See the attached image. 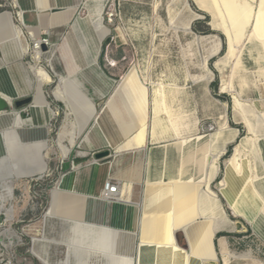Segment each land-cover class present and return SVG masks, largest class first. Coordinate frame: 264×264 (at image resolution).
Returning <instances> with one entry per match:
<instances>
[{"label":"rangeland","instance_id":"374dc122","mask_svg":"<svg viewBox=\"0 0 264 264\" xmlns=\"http://www.w3.org/2000/svg\"><path fill=\"white\" fill-rule=\"evenodd\" d=\"M85 1L87 0H83ZM105 1L99 17L108 29V33L100 44L98 43L101 39V31L97 29L95 31L92 26V22L96 19L93 20L94 17L89 9L82 4L73 12L70 24L58 30L61 37L57 36L51 41L52 45L61 44L51 63L47 58L40 60L39 65L52 79L51 83L43 86L45 99L55 113L50 120L44 119L46 125L48 123L49 133L46 138L48 144L45 146L42 143H35L24 146L20 144L19 139L17 140L16 134L8 132L6 136L7 146L12 153L11 162L18 165L23 172L20 178L8 180L7 185L11 188L15 187L16 195L27 187L26 192L29 197L26 219H34L35 238H40L43 234L49 241L54 242L55 245L50 251L54 263L73 264L79 253L80 244L95 248L97 238L94 230H98L97 228L80 229L75 225L76 227L74 226L72 230V225L69 226V223L63 224L55 219L43 225V218L49 208H53L54 189L59 187L65 174L73 172L74 165L84 168L93 162L103 165L113 161V158L109 157L97 159L95 154L106 151V146L111 148L106 136L110 134L114 138L112 140H116L114 131L118 134L122 129L119 123H124L127 128L130 127V130L133 127L125 99L116 89L122 78L133 72L134 78L143 87H147V102L142 103L141 108L138 102L136 104L133 101L134 98L137 101L133 90L129 88V85L122 84V87L127 86V89H124L126 94L124 96L127 97L136 114L139 115L142 112L143 115L150 117L153 103L157 101L162 122L167 126L171 120L179 129L181 137L208 135L210 138V154L206 158L207 166H205V176L208 180L202 188L207 190L206 193L210 196L219 198L221 207L216 212L211 203L206 201L207 208H210L208 219L212 220L216 230L213 241L216 260L207 264H264V189L261 186L257 189L256 193L262 206L259 216L256 215L253 218L251 216L254 212L251 213V210L256 207L254 205L252 207L249 199L250 191L247 190L249 182L255 185V182L264 180V79L257 77V74L263 70L255 73L256 76L252 74V77L241 72L242 63L236 60L241 61V55L238 49L230 46L221 15L206 13V0ZM19 11L20 7L15 5L14 0H0V14L10 13L13 24L22 29L29 43L24 62L28 63L27 67L30 69V66L35 65V53L33 54L31 50L30 35L25 34L19 22ZM111 12L114 17L108 19L107 15ZM25 21L28 22V17H25ZM70 32H77V37H71L68 40L66 36ZM3 33L4 31L0 35ZM246 36H248L247 33L245 38ZM64 38L68 42L66 45H64ZM243 40L239 41L237 48L240 49ZM92 57L96 58L91 65ZM218 65H221V69ZM214 67L221 72V76L215 73ZM30 74L33 76V72L30 71ZM222 74L225 76L224 80ZM60 84L63 89L66 88L65 103L56 100L52 94ZM228 84L238 94L241 105L237 110L233 104L234 93L221 92V87ZM97 92L102 93L99 98ZM96 99H98L97 102H95ZM110 99H113V105L110 104ZM163 107H166L169 114L162 113ZM12 110H15L14 107L7 112ZM42 113H44L43 110L35 114L39 120L43 118ZM31 114V110L26 107L20 116L28 119ZM121 115L123 119L118 122ZM235 122H242L244 125H237ZM1 125H3L2 122H0ZM234 127H238L242 136L235 143L233 141L238 130ZM75 134L77 137L72 146ZM247 137L255 141H246ZM24 138V134L20 133L21 141H24ZM40 140H45L44 133H37L35 136L34 141ZM100 141L104 142L103 146L93 147ZM241 143L244 149L240 148L238 153V146ZM88 144L92 148L84 149ZM227 144L229 145L225 149ZM63 145L70 147V152L65 157L61 152ZM183 155L185 158L181 161L186 160L187 156L190 157L185 164L191 165L198 160L197 156L193 158L194 154ZM216 155H218V161L211 162L212 156ZM125 158H127L128 166L126 174L117 170L118 166L111 172L115 175L117 173L116 176L109 173L94 174L92 172L90 174L88 172L79 179L80 183L64 188V191L94 194L100 186L102 189V184L110 177L114 178L113 182L132 178L133 163L129 162L133 160L132 154H127ZM24 166L30 168L29 171H37L35 174H29ZM43 166H46V169L41 172ZM2 170L0 169V180L9 177L6 176L7 172ZM144 170L143 163L141 181L140 183L135 181L136 184L132 189L131 200L135 204L141 201ZM201 176L200 173H194V179ZM234 186L237 189L243 188L238 196L237 207L232 196L236 193ZM2 187L0 183V189ZM254 187L256 188V185ZM220 191L229 205L220 196ZM64 202L66 201L62 200V203ZM93 203L91 199H87L83 203L81 201L78 206V200L71 199L67 207L64 205V208H61V212L65 211V215L73 217L77 215V218L85 221L84 224L99 223L101 217L98 216L100 213L98 209L105 213L106 206L99 202H95V205ZM18 207L24 208L25 203H19ZM112 207L114 209L108 211L109 213L106 212L107 217L103 216V218L107 221L110 218L112 226L121 227L122 231H126L129 228L128 218L123 211H117L116 206ZM120 211L122 215L124 214V220L121 222L123 224L120 223ZM55 212H57L56 207ZM97 217H99L98 221ZM72 223L74 224V221ZM27 224L28 222L23 225ZM43 229L44 232H42ZM176 237L179 245L184 244L186 249V241L181 230L176 232ZM115 238L111 241H117L118 251L123 245L126 247L125 238L119 236ZM88 259H90L89 264L102 263V259L98 256L90 258L89 253L85 252L81 254L80 264H85ZM30 260L33 264H43L33 257H30Z\"/></svg>","mask_w":264,"mask_h":264},{"label":"bare ground","instance_id":"6f19581e","mask_svg":"<svg viewBox=\"0 0 264 264\" xmlns=\"http://www.w3.org/2000/svg\"><path fill=\"white\" fill-rule=\"evenodd\" d=\"M213 1L217 7L219 14L222 17L223 26L229 38L230 46L236 50L238 49L237 51L241 55L240 49L236 47L237 44L239 43V41L245 38L246 33L249 32L248 37H251V34L255 35L256 32L251 30L249 26L251 11L248 9H250V5L243 2L242 0ZM14 2L18 8L20 7L18 18L20 24L22 25L21 13L25 8L20 4L19 0H14ZM105 3V0H87L85 2H83V0H37L35 7L40 11H43L45 9L62 10L52 14L48 18H41L42 26L43 28H45L62 24L69 25L71 22V16L77 6L84 4V6L89 9L92 17H94L93 20L96 19L94 22H92L94 30L97 29L98 31H101V39L98 43L100 44L103 37L108 33V29L103 25L102 19L101 17H99L105 6ZM69 5L71 6L66 7ZM2 31H4V33L3 35H0L1 48H3L4 50L6 49L7 51H11L13 50L12 48L16 46V49L19 52V57L24 56L28 53L29 43L23 35L22 29H20V27H16L13 24L10 13L0 14V33ZM29 35L31 39L37 37L33 35V33H29ZM75 36L77 37V32H70L67 35L68 40L71 37L75 38ZM255 38L257 39V37ZM258 40L259 39H257V42ZM261 40L262 39H260L259 42H263ZM60 46L61 44L52 45L51 49L48 52L35 50V65L30 66V69L27 68L29 74L30 71L33 72V76L30 74L31 77H29V83L27 82L26 84L28 86L26 92H31L32 88L34 91V101L29 106L32 112L31 117H28V119H23L20 116V111L16 112V110L0 113V122H2L3 124L0 126V159L2 158V160H0V169H3L2 171L7 172L6 176H9L8 178L1 179L0 183L1 186H3L4 190L8 191L9 193L12 192L13 188L7 185V181L13 178H20L23 172H21V169L18 165L16 166L11 162L12 153L7 146L6 136L8 132L16 134L17 140L19 139L20 144L24 146H30L35 143H42L45 146L48 144L46 140L49 133L47 126L48 123L46 125L44 119L47 118L48 120H50L51 117L55 115V113L53 110H51L49 103L45 99L43 86L44 84L51 83L52 79L50 75L39 65V63L42 58H47L49 63H51L57 51L60 49ZM260 48H262L264 51V44H262ZM248 51L251 56V49L248 48ZM95 58L96 57H92L91 65L94 64ZM237 61L241 62L239 61V59H237ZM252 61L255 64L256 62H258V60L254 59L253 57ZM1 64L2 63L0 61V71L6 70L3 64ZM218 67L221 69V65H218ZM257 77L264 79V71L257 74ZM222 79H225V76L223 74ZM123 83H125L127 86L129 85V88L133 90L131 91L134 92L133 94H135L137 98V101L135 98L133 101L136 104L138 102L139 107L142 108L141 104H146L147 102V87H143L140 82L136 78H134L133 72L125 75L122 78V81L116 86L117 91H119L125 99L126 108H129L128 112L131 115V123L133 126L130 130V127L127 128V125H125L124 123H119L122 129L118 134L116 133V131H114L116 140H112L114 138H112L110 134L109 136H106L108 144L117 154L115 157L116 160L114 162L106 163L103 165H100L97 162H93L85 166L84 168H78L74 165L73 172L65 174L62 177L59 187L54 189L52 200L53 208H49L48 212L44 215L43 225L47 221L55 219L63 224L69 223V226L72 225V230L75 225L80 227V229L85 227L98 229L94 230L97 238L95 248L92 249L85 246L84 244H80V250L77 255L79 259L76 257V260L73 264H80L81 254L85 252L89 253L90 258L91 256H98L99 259H102L101 264H207L211 261H215L216 254L213 241L216 230L213 226L212 220L208 219V217L210 216H208L210 208H207V204L211 203L212 208L216 212L220 210L221 206L219 200L215 196H210L206 193L207 190L205 191L204 188H202L204 187V185H206V180H208L205 176V166H207L206 158L210 154L209 136L195 135L185 138L181 137V135H179V129L171 120L169 121V125L167 126L162 122L158 113L159 105L157 101L153 103L151 117H148L146 114V116L143 115L141 111V114H136L127 97L124 96L126 95L124 93V89H127V86L122 87ZM230 87V84L223 85L221 87V91L232 92V94L234 93L233 104L237 110L240 107L241 103L238 98L237 92L232 90V88ZM66 93V88L63 89L61 84L58 85L52 92L56 100L58 99L62 102L64 101V103L66 102ZM97 94L99 98L102 93L97 92ZM0 96L11 101L14 95H7L0 92ZM112 101L113 99L109 100L110 104L113 105ZM255 104L257 103L255 102ZM41 110L44 111V113L41 114V116H44L43 118H41L42 121L39 120V118H37L35 115L39 114V111ZM161 110L162 113L169 114V111H167L166 107H163ZM114 111H117L115 107ZM121 119H123V115L118 118V122H120ZM20 133L24 134V141H21ZM37 133H44L45 140L34 141ZM148 136H150L152 142H156V147H153L151 156L149 158L147 157L148 160L145 159L144 177L147 175V178H145L142 183L143 190L141 192V201L140 203L135 204L131 200L132 189L134 184H136L135 181H138L139 183L141 181L144 159L143 150L146 146ZM76 137L77 134L73 136L72 146ZM123 137L125 139H123ZM170 137L177 139L175 143H172L171 145L158 144L159 142H162ZM245 140L253 142L255 141V139L253 140L249 137L245 138ZM103 145L104 142L100 141L97 143V145L94 144L93 147ZM242 145L243 144L241 143V145L238 146V153L240 152V148H243ZM133 151H140L142 154H132L134 156L133 160L131 159V161H129L130 164L133 163L134 171L132 174V178H125L121 181L122 183L120 182V180L115 182V184L118 186L117 193L108 195V193L104 191L106 184L114 180L113 177L105 180L102 184V189L100 186L99 188H97V191H95L94 194H77L76 192L66 193L64 191V188L72 187L74 184L80 183L78 182L79 179L88 172H90V174H92L93 172L94 174L109 173V175H115L111 172H113L114 168L118 166L117 170H121L122 172H124V174H126V169L128 167L126 165L127 158H125V155L122 153H130ZM61 152L63 154V157H65L69 154L70 147L63 145V147H61ZM178 153L179 155L194 154L193 158L197 156L198 160H195V162L191 165H187L185 163L190 159V157H186V160L180 161L179 156L177 161L176 158L178 156L176 157V155ZM43 158H45V156H43ZM217 159L218 155L212 156L211 162H217ZM125 165L126 168H124ZM150 168L152 169L151 175H149ZM24 169H28V171L30 170V168H27L25 166ZM45 169L46 166H43L41 172H43ZM155 169H159L160 173H156ZM217 169L214 170L215 173ZM36 171L37 170H32L27 173L35 174ZM194 173H200V176H202L198 179H194ZM95 187H97V185ZM111 196L114 198H112ZM71 199L78 200V206H80L81 201L83 203L84 200L91 199L94 202V205L95 202H99V204L105 205L106 211H110L111 209H114L112 206H116L117 211H123L125 217L128 218L127 222H129V228L126 231H122L121 227L112 226L110 218L109 221L103 218V216L107 217L104 212H97L98 216L100 215L101 217L100 220L99 217H97V221L99 220V223L92 222L88 224H84L85 221L77 218V215L74 217L65 215V211L61 212V208H64V205L65 207H67V203ZM62 200L66 201L64 202L65 204L62 203ZM207 200L208 203H206ZM55 207L58 213L55 212ZM10 208H8V211H11ZM121 211L119 213V216L121 217L120 223L124 220V215H122ZM73 221L74 224L72 223ZM76 221L78 222L76 223ZM179 230H182L184 232V235L188 242V249H184L180 247L178 243H176L175 234ZM42 232H44V229ZM41 236L42 237L40 238H34V244L32 247L33 255L43 264H61L54 263L53 256L50 253L51 248L55 245L54 242L49 241L43 234ZM117 236L125 238L127 240L126 247L122 244L123 247L119 251L117 249V241H111V239H114ZM62 243L64 245L66 244L64 242ZM89 262L90 259L86 260L85 264H89Z\"/></svg>","mask_w":264,"mask_h":264},{"label":"crops","instance_id":"0c3cea01","mask_svg":"<svg viewBox=\"0 0 264 264\" xmlns=\"http://www.w3.org/2000/svg\"><path fill=\"white\" fill-rule=\"evenodd\" d=\"M242 1L247 3L248 5H250L249 6L250 9H248L251 11V19H250L249 26H250L251 30H253L254 32L256 31V32H255V35L251 34V37L246 36V38H243L244 40L242 39L244 42L242 41V44L240 46V51H241L240 58H241V63H242L240 66H241V72H245L247 76L252 77V74L254 76L255 73L260 72L259 70L264 71V51L262 48H260V46H262V44H264V0H242ZM19 2L25 8L21 13L22 22L25 25V28H23L25 30L24 31L25 34L33 33V35H35V36H38V35L48 36L50 42L53 41L54 38H56L57 36L61 37V34H59L58 30L61 27L66 26V24L65 25L62 24V25H58V26H54V27L43 28L42 22H41V18L42 19L48 18L49 16L58 12L59 10L45 9L43 11H40V10L36 9V7H35L37 0H19ZM53 11H55V12H53ZM206 13H208V15H211L212 13H218L219 14L217 7H216L213 0H206ZM25 17H28V22L25 21ZM223 35H224V33H223ZM247 35H249V33H247ZM255 37H257V39H259L258 42H257V39ZM260 39H262L261 41H263V42H259ZM66 44H68V42L65 39L64 45H66ZM63 48H65V46ZM248 48L251 49V56L254 59L258 60V62H256V64L252 61V57L250 56ZM12 49L13 50H11V51H7L6 49L4 50L3 48L0 47V61L3 64L4 68H6V70L0 71V90H2L6 94L14 95L12 97V100L14 102V101L21 99V98H24L26 96H34V91L32 88L31 92H26L27 87H28L26 84H27V82L29 83V81H30L29 77H31L28 70H27L28 63L24 62V56L19 57V52L15 46ZM210 50H212V47H210ZM221 50L222 49L220 48V51ZM214 71L217 75L221 76V72L217 68L214 67ZM27 74H28V76H27ZM221 92H223V91H221ZM170 93L173 94V92H170ZM174 93H176V92H174ZM97 100L98 99H96L95 102H97ZM24 109H26V107L19 110L20 113H23ZM27 109H30V107L28 106ZM235 123H237V125L243 124L242 122H235ZM234 128H236L238 130V134L235 137V140L233 141L235 143V142L239 141L242 136L240 135V131H239L238 127H234ZM187 136H191V135H187ZM147 138L148 139L146 141V146L143 150L144 167H145V159L148 160V158L151 156V151L153 150V147H156L155 146L156 142H152V140L150 139V136H148ZM176 140L177 139L170 137V138H168L162 142H159L158 144L171 145L172 143H175ZM233 142H231V143H233ZM231 143H229V144H231ZM229 144H227L225 146V149L227 148V146ZM88 147H91V146L88 144V146L84 147V149H86ZM106 147H107V151L110 154V156H108V157L113 158L112 162H114L116 160L115 157L117 154L113 151L112 148H109L108 146H106ZM89 149H86V150H89ZM122 154L131 155V154H142V153L140 151H137V152L133 151L130 153H122ZM126 155H125V157H126ZM179 156H180V161H181V159L184 158V155L183 154L179 155V153H178L176 155L177 161H178ZM132 157H134V156L132 155ZM187 157H189V156H187ZM187 165H190V164L188 163ZM155 171L158 174L160 173L159 169H155ZM151 174H152V169L150 168L149 175H151ZM145 178H147V175L145 176ZM255 185H256V188L254 187ZM255 185H253L252 183L249 182L248 187H247V190L250 191L249 199L251 200L252 207H253V205H254V207H256V208H252L253 210H251V213L254 212V214L251 216V218L255 217L256 215L259 216L258 213L260 211L262 203H260V198L256 192H257V189L259 188V186H261L264 189V180L255 182ZM234 188H235V186H234ZM234 191H236V193L233 194L232 196L235 199V203H236V207H237L238 196L240 195V192L243 191V188H239V189L235 188ZM219 194L224 199V201L227 203V205H229L228 200L222 194L221 191L219 192ZM240 198H242V197H240ZM219 201H220V199H219ZM98 210H99V212H101L100 209H98ZM88 212H89V209H88ZM106 212L108 213V211H105V213ZM175 237H176V234H175ZM176 239H177V237H176ZM186 242H187V240H186ZM177 243H178V241H177ZM178 245H179V243H178ZM186 245H188V242ZM186 249H188V246L186 247Z\"/></svg>","mask_w":264,"mask_h":264},{"label":"built area","instance_id":"2783aa9c","mask_svg":"<svg viewBox=\"0 0 264 264\" xmlns=\"http://www.w3.org/2000/svg\"><path fill=\"white\" fill-rule=\"evenodd\" d=\"M113 17V12L107 15L108 19ZM22 27L25 28L23 22ZM30 45L33 54L35 50L48 52L52 47L48 36L42 35L30 39ZM42 46H45L47 50L44 51ZM26 190L27 187H24L23 191L16 195L15 187L10 193L3 187L0 189V264H33L30 257L37 259L32 252L36 237L34 234L35 226L33 227L34 219H26L29 197ZM104 191L108 195H113L118 192V186L115 182L110 181L106 184ZM19 203H25V207L19 208ZM7 206L11 207V211H8ZM26 222L28 224L23 225Z\"/></svg>","mask_w":264,"mask_h":264},{"label":"water","instance_id":"95a60500","mask_svg":"<svg viewBox=\"0 0 264 264\" xmlns=\"http://www.w3.org/2000/svg\"><path fill=\"white\" fill-rule=\"evenodd\" d=\"M42 49L44 51L47 50V48L45 46H42ZM34 101V96H26L24 98H21V99H18L16 101L13 102V100L9 101L5 98H3L2 96H0V113L1 112H7L8 110H11L14 109L17 111V110H21L25 107H28L30 106ZM110 156L109 152L106 150V151H103V152H98L95 154V158L97 159H101V158H104V157H108ZM183 233V236H184V239L186 241V237L184 235V232L182 231ZM176 243H177V239H176ZM187 244V242H186Z\"/></svg>","mask_w":264,"mask_h":264},{"label":"trees","instance_id":"16d2710c","mask_svg":"<svg viewBox=\"0 0 264 264\" xmlns=\"http://www.w3.org/2000/svg\"><path fill=\"white\" fill-rule=\"evenodd\" d=\"M178 241V240H177ZM180 246H182L183 248H185V245L184 244H180Z\"/></svg>","mask_w":264,"mask_h":264}]
</instances>
